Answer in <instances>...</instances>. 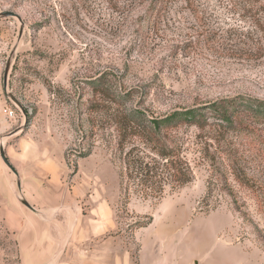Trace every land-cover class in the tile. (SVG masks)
<instances>
[{
    "label": "rangeland",
    "instance_id": "rangeland-1",
    "mask_svg": "<svg viewBox=\"0 0 264 264\" xmlns=\"http://www.w3.org/2000/svg\"><path fill=\"white\" fill-rule=\"evenodd\" d=\"M154 1L0 0L22 19L0 20L1 130L17 172L0 157V264H60L77 226L135 257L146 246L156 264H264V119L178 131L193 180L159 199L126 193L116 125L132 111L264 102V0H171L153 18Z\"/></svg>",
    "mask_w": 264,
    "mask_h": 264
},
{
    "label": "trees",
    "instance_id": "trees-1",
    "mask_svg": "<svg viewBox=\"0 0 264 264\" xmlns=\"http://www.w3.org/2000/svg\"><path fill=\"white\" fill-rule=\"evenodd\" d=\"M170 1L155 0L148 13L153 18L159 17ZM99 79L94 84L96 93L117 103L111 89ZM261 119H264V102L241 96L221 99L206 107L175 110L160 118H150L140 111L126 113L116 120L119 149L124 155V176L129 183L126 193L129 195L134 185L135 193L143 198L159 199L165 186L175 190L192 182L193 171L182 157L178 140L181 129L247 130L250 121ZM127 144H132V148L127 150Z\"/></svg>",
    "mask_w": 264,
    "mask_h": 264
},
{
    "label": "crops",
    "instance_id": "crops-1",
    "mask_svg": "<svg viewBox=\"0 0 264 264\" xmlns=\"http://www.w3.org/2000/svg\"><path fill=\"white\" fill-rule=\"evenodd\" d=\"M52 204L56 203L52 201L50 205ZM44 213L50 220H54L57 214L54 209L46 210ZM80 227L81 226H77L73 234V238H75L76 241L73 243V246L76 252L73 253L71 250L69 258L62 261L60 264H156L152 260V257L145 253L146 246H142L139 249L138 256L135 257L130 250L123 249L121 246L117 245V237L112 238V240L106 239L102 242L93 243L94 238L100 237L102 232L91 230L88 226ZM145 230H147V228H145L144 231ZM138 233L140 232H137L135 237L138 236ZM44 253L49 257L53 255L56 257L58 255L54 245L44 246Z\"/></svg>",
    "mask_w": 264,
    "mask_h": 264
},
{
    "label": "water",
    "instance_id": "water-1",
    "mask_svg": "<svg viewBox=\"0 0 264 264\" xmlns=\"http://www.w3.org/2000/svg\"><path fill=\"white\" fill-rule=\"evenodd\" d=\"M10 17H15L17 18L21 23H22V19L20 16H18L17 14L13 13V12H1L0 13V20L3 18H10ZM22 30L20 32V35H22ZM11 68V61L8 62L6 70H5V76H4V86H5V90H7V86H8V75H9V71ZM9 97L19 106L21 107V104L19 103V101L17 100V98H15V96L13 95H9ZM0 157L2 158L3 162L14 172L17 173L16 170L13 168V166L11 165L10 161L7 158V155L5 153V147H1L0 149ZM18 188L21 191L22 189V185L21 182L18 181ZM21 202L23 203L24 206H26L29 210L35 212V208L33 206H31V204H29V202H27L26 200L22 199ZM71 239V234L67 237V241L66 244L69 242V240Z\"/></svg>",
    "mask_w": 264,
    "mask_h": 264
},
{
    "label": "built area",
    "instance_id": "built-area-1",
    "mask_svg": "<svg viewBox=\"0 0 264 264\" xmlns=\"http://www.w3.org/2000/svg\"><path fill=\"white\" fill-rule=\"evenodd\" d=\"M7 114L8 119H13L14 118V112L11 111L9 112H5ZM6 138L2 136V130H1V121H0V149L1 147H5L6 144Z\"/></svg>",
    "mask_w": 264,
    "mask_h": 264
}]
</instances>
